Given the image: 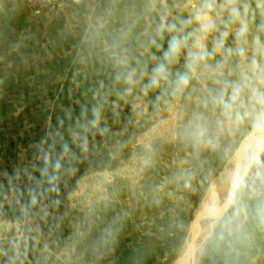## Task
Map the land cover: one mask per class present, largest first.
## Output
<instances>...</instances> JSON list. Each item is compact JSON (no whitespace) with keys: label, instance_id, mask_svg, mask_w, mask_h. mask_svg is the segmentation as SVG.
Instances as JSON below:
<instances>
[{"label":"rangeland","instance_id":"374dc122","mask_svg":"<svg viewBox=\"0 0 264 264\" xmlns=\"http://www.w3.org/2000/svg\"><path fill=\"white\" fill-rule=\"evenodd\" d=\"M199 2L66 0L62 8L48 9L29 0H0V183L7 187L5 172L39 163L40 149L53 143L57 129L71 143L68 129L91 118L94 106L103 105L101 125L109 129L103 136L89 135L90 150L79 171L62 182L58 206L49 205L45 218H21L9 226L19 208L3 203L0 249L8 250L9 237L19 229L29 236L22 264L179 263L191 219L207 195L209 175L214 182L226 167L210 150L195 151L181 130L200 113L214 122L215 80L237 79L248 63L233 55L217 69V54L208 61L211 67L198 68L183 93L173 96L172 84L142 92L167 49L170 33L163 39L156 35L161 16L178 22ZM247 2L255 17L244 45L250 59L253 37L264 44V3ZM224 4L217 0L221 19H227ZM100 24V37L90 42L94 32L89 26ZM235 27L226 41L233 49ZM152 39L162 47L157 49ZM114 42L120 45L116 51L126 50L128 70L135 69L138 81L124 98L127 85L117 81V68L104 51ZM184 70L182 55L171 65V80ZM186 173L193 177L191 189L184 186ZM195 264H264V231L249 224L237 238L207 246Z\"/></svg>","mask_w":264,"mask_h":264},{"label":"clouds","instance_id":"9594fccd","mask_svg":"<svg viewBox=\"0 0 264 264\" xmlns=\"http://www.w3.org/2000/svg\"><path fill=\"white\" fill-rule=\"evenodd\" d=\"M260 2L264 3V0ZM223 7L227 19H221L217 13V0H200L191 14L178 22H169L166 15L161 16L156 35L163 39L165 32L170 33L167 49L163 51L162 59L152 68L149 79L141 89L147 95L150 90L172 84V95L175 96L190 86L198 68L211 67L208 61L217 54L221 56L217 69L222 68L233 55L241 61L248 60L247 65L241 67L237 79L215 80L219 87L211 97L213 110H218L214 122L200 113L188 120L180 133L195 151L210 150L226 165L222 175H218L214 182L209 175L207 198L201 208V223L195 231V238L189 235L185 244L184 251L194 247L198 257L205 254L207 246L217 241L237 238L249 224L264 231V44H261L258 35L254 36L253 54L250 59L247 57L244 45L247 44L250 25L255 19L254 15L250 17L247 0H225ZM233 25L236 27L232 34L237 44L234 49L226 47ZM89 27L94 32L89 40L94 42L100 37L103 24ZM260 28L264 29V23ZM210 35L211 49L208 46ZM151 44L157 49L162 47L156 39H152ZM119 47L114 42L104 51L117 68V81L122 80L127 85L121 95L124 98L132 95L138 81L134 79L135 69L128 70L126 50L116 51ZM182 55L185 70L177 72L173 81L171 65L178 63ZM144 75L141 73V79ZM161 98L157 97L158 100ZM208 105L209 101H204V107L208 108ZM102 107L94 106L91 118L78 120L75 127L68 129L71 143L57 129L53 133V143L40 149L36 157L39 163L27 167L18 166L11 174L5 172L7 187L0 183V216L3 215L4 202L18 207L20 213L8 221L9 226L18 225L21 218L43 219L49 205L58 206L56 202L61 194L62 182L79 171L78 165L90 150L89 135L94 138L97 133L103 136L109 131L101 125ZM60 123L62 125L63 121ZM185 175L188 179L184 186L191 189L192 174ZM30 231L31 228L27 229V232ZM28 239L25 232L17 229L9 237L8 250L0 249L3 264H22Z\"/></svg>","mask_w":264,"mask_h":264},{"label":"water","instance_id":"95a60500","mask_svg":"<svg viewBox=\"0 0 264 264\" xmlns=\"http://www.w3.org/2000/svg\"><path fill=\"white\" fill-rule=\"evenodd\" d=\"M200 210L194 214L193 218L191 219V222L188 227L187 236L185 238L184 245L186 244V241L189 237V235L193 236V239L195 238V230L196 227L201 223L202 216L201 213H199ZM185 246H183L180 262L179 264H193V258L196 255V250L194 247H189L187 251H184Z\"/></svg>","mask_w":264,"mask_h":264},{"label":"built area","instance_id":"2783aa9c","mask_svg":"<svg viewBox=\"0 0 264 264\" xmlns=\"http://www.w3.org/2000/svg\"><path fill=\"white\" fill-rule=\"evenodd\" d=\"M33 5L41 8H62L66 0H29Z\"/></svg>","mask_w":264,"mask_h":264},{"label":"bare ground","instance_id":"6f19581e","mask_svg":"<svg viewBox=\"0 0 264 264\" xmlns=\"http://www.w3.org/2000/svg\"><path fill=\"white\" fill-rule=\"evenodd\" d=\"M207 198V195L205 196V199ZM205 199H204V201H205ZM203 201V202H204ZM199 213H201V210H200V212ZM200 225V224H199ZM199 225L196 227V230L199 228ZM195 230V231H196ZM185 246V245H184ZM183 249V248H182ZM181 253H182V250H181ZM180 257H181V254H180ZM196 257H197V255H195V257L193 258V264H195V260H196ZM179 262H180V258H179ZM179 264V263H178Z\"/></svg>","mask_w":264,"mask_h":264}]
</instances>
